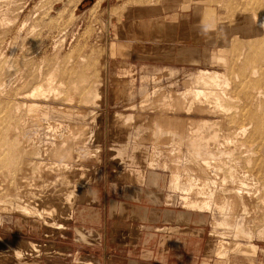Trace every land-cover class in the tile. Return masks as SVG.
<instances>
[{"label":"rangeland","instance_id":"1","mask_svg":"<svg viewBox=\"0 0 264 264\" xmlns=\"http://www.w3.org/2000/svg\"><path fill=\"white\" fill-rule=\"evenodd\" d=\"M248 2L249 0H0V104H2L0 114H4L3 121L0 119L2 122L0 153L3 149L0 155L6 158L8 164L11 161L10 164L16 166L10 167L13 178L18 169L27 167L24 166L26 164L30 166L28 163L48 162L41 156L42 147L54 143L44 125L48 122L58 123L63 129L62 132L71 123L86 126L89 131L87 145L91 146H88L90 152L93 151L90 154L91 158L87 154L89 159L85 158V161L81 159L80 163H77L79 160H74L72 163L74 164L71 168L73 171L71 174L74 176L72 184L62 181L60 185L58 184L56 193L52 194L49 189L41 193L40 198L43 202L40 201V204L38 201L37 204L39 207L45 205V208H40L41 210L48 209L47 205H54L52 217L48 218L45 215L47 218L40 216L39 219L38 216L26 219L20 212L22 198L9 193L1 198V202L9 199L5 200L8 204L4 201L3 205L10 207L12 204V207L9 208L10 211L0 210V264L24 262L41 264L43 258L54 261L70 252L78 255L79 263L96 264L95 258L88 259L84 255L101 253L108 245L110 249L116 247L117 243L136 244L146 237L155 238L152 234L156 231L150 229L152 227H158V232H173V228L165 227L170 226L169 222L187 221L190 217L192 219L189 221L205 220V253L209 258V264H264V251L260 249L250 256L233 253L228 260L219 259L214 251H210L209 244L217 240L213 236L224 238L223 241L232 247L236 242L233 238H244L239 236V231L244 233L242 231L246 230L245 225L243 228L237 227L238 229L229 228L225 223L228 212L221 214L215 208L211 212L202 213L185 208V201L182 200L185 184L171 182L168 145L161 144L155 147L151 141L143 139L152 132L148 123L157 115L156 110L149 106L154 97L164 94L165 100L170 102L173 98L171 96L177 94L176 92L185 91L187 82L192 81L196 84L199 70L225 71L219 64L220 61L215 63L217 68L214 64L210 65L212 52L220 54H217V57L227 56L225 63L228 61L231 66L228 67L227 74L232 80L228 79L233 83L236 82L233 81L234 75L241 70L244 72L242 64L231 59L235 58L232 57L234 55L232 51L237 56L236 52L245 48L244 52L249 54L251 46L246 44L258 47L259 50L262 48L260 44L264 37H261L260 41L254 39L257 36L254 35L257 25L248 27L251 30L254 27L252 30L254 33L249 29L254 35L251 42L250 32L248 41L243 39L242 43L241 37H237L238 32L232 34L227 30L237 27L248 12H259L257 14L260 16L264 13V0H259L260 3L257 5L259 7L256 8L258 11L253 10L255 6L247 7ZM255 40L259 42V46L254 45ZM226 41L230 42L228 46L230 50L226 51L229 50L231 53L224 52L227 47L223 43ZM236 41L238 44L233 46ZM231 45L232 48L235 47L233 50ZM241 45L244 46L241 48ZM257 53L259 58L256 59V66L264 68V56L259 55V51ZM51 75L55 82L52 83L53 86L48 84L52 82L51 79L48 80ZM59 84L62 87L65 84L63 91ZM38 85L42 88L44 86L45 91L49 89V85L53 89L60 88L56 91H61L57 92V95L53 93L55 97L52 93L50 95L47 93V99L40 98L42 99L40 101L37 98H29L30 101L25 94L31 95L30 92ZM200 86L198 85V88L203 89V85ZM73 91L76 92L77 102ZM73 95L75 98L71 104L70 97ZM17 103L20 107L24 104L44 106L42 109H45L41 110L44 113L39 115L42 125L41 122L39 125L33 124L30 118L26 123L29 117L27 114L24 115L26 111L23 113L26 109L24 106L21 107L22 112L16 109L19 107ZM142 103L148 104L149 107L141 108ZM5 105L7 108L10 107L6 110ZM12 112H20L19 116L24 119L18 116L19 123L16 120L17 114ZM10 113L14 115V119ZM122 114L134 117L129 128L115 122V116ZM24 116H27L26 119ZM9 121L12 122V126L15 123L13 127L22 126L20 127L22 130L17 128L21 130L20 133L16 131L20 135L24 134L21 137L24 138V144L27 143L28 151L25 150V145L15 149L17 147L14 143L15 138L20 135H17L15 127L13 131L15 137H12L13 140L10 138L8 133L10 134L13 128H10ZM27 124L29 125L25 127ZM35 136L38 137L34 138ZM255 136L258 137L249 143L254 148L256 157L248 168L245 165L246 160L243 159V166L245 165L255 182L264 187V130L258 131ZM7 140L14 145H9ZM127 143L125 156L119 155L120 149ZM12 145L15 148H12ZM29 145L32 147L31 150ZM21 148L24 149L22 153ZM16 150L18 156L22 154L19 156L21 159L16 155ZM29 153L32 156H27ZM153 154L158 156L157 164L153 167L149 165L150 162H143L140 158L141 155L142 157L147 155L150 161ZM10 156L14 158L11 160ZM16 161L18 163H13ZM19 163H22L21 166ZM78 164L83 166L80 167ZM142 173L144 177L139 181L137 175ZM150 173L157 174L156 185L149 184ZM69 184L75 189L78 187L83 190L81 195L77 196L71 212L66 211L62 191ZM62 187L64 188L60 189ZM167 197H170L169 201ZM44 200L49 204L44 203ZM258 200L260 203L262 198L259 197ZM243 207L242 210L245 211H242V214H246L247 208ZM258 214H256L258 218H255L257 220H253L254 224H250L251 229L245 233L250 234L254 231L258 234L264 227V223H261L263 215L260 217ZM213 217L218 222L221 221L219 226L224 229L211 236ZM240 221L241 224L245 223L246 217L240 216ZM161 227L165 228L160 229ZM225 232L227 235L219 234ZM253 244L264 249V242L260 240H254ZM18 247L25 252L26 258H15L14 251Z\"/></svg>","mask_w":264,"mask_h":264},{"label":"bare ground","instance_id":"2","mask_svg":"<svg viewBox=\"0 0 264 264\" xmlns=\"http://www.w3.org/2000/svg\"><path fill=\"white\" fill-rule=\"evenodd\" d=\"M259 3H260L259 0H249L247 7L255 6V9L253 10H257L256 8L259 7L257 6ZM246 4L244 5V7L246 6ZM248 13H246V15L243 16V18L241 16L242 19L238 17L242 21L241 22L238 21L240 22L239 25L237 27L235 26L234 28H230V30H227V32H232V34L234 32L235 33L238 32L239 36L237 37L239 38L241 37L240 39L241 41L243 39L245 40L249 38V34L251 32L254 33V31H252L254 27L252 28V30L248 27L257 25L258 28L256 26L255 28L256 30L254 33V35H257V36H255L254 39L258 41L259 39H261V37H264V15H263L264 13L261 16L257 14L259 12L254 13V11H252L251 13L249 14ZM249 29L251 30V32ZM253 33H251L252 35H250V40H249L250 42H251V38H253L252 36H254ZM258 36L260 38H258ZM262 39L264 41V38ZM228 41H226V43L222 42L223 44H226V47H227L225 48V51H224L225 53H231L229 52L230 49L228 48V46H230V42ZM257 41L254 45L258 44L259 46V42L257 43ZM263 41L260 44V46L262 45V48H259V50H258V47L255 48L253 47V45L246 44L244 42L246 45L248 46L250 45L251 47H253V48L250 47L251 49L249 48V54H246V51L244 52L245 48H242L244 45H241L242 50H240V52L236 48V50L239 52V54L238 52H236L237 56L235 55V52L232 51L234 53L232 57L234 56L235 58H231V59L233 60V62L235 61L237 63L240 62L242 64L243 71H244L242 72L241 70V71H238L239 73L236 72L238 74L234 75V80H233V81L236 80L235 83L230 81L232 79H230L227 74L228 67L230 66L228 64V61H227V64L225 63L227 56L221 55L217 57L218 53L216 54L214 53L216 51H214L212 52L213 56L210 55L211 60L209 63L210 65L214 64V67H215L216 66L215 63L217 64L216 61H220L219 64H221L224 67L223 68L225 70V71L223 70L224 72L213 71V69L212 70L201 69L198 71L196 84L192 83V81L187 82L185 84L186 86L185 91L180 92V93L176 92L177 94H174L173 96L170 95L171 97H173L171 98L170 102L165 100L164 94H159L158 96L154 97V100L152 101L151 104H149V106L153 107L154 110H156L157 115L153 118V120L151 119L152 120L151 123L150 121L148 123V127L152 129V132H150V135H147L145 138H143L145 140L151 141L155 147L161 144L168 145L167 155L170 160V169H171L170 171L172 172L171 174L172 182L178 183V184L183 182L186 186V188L183 189V197H182V200L185 201L184 202L185 208H188V210L199 212V213L211 212L214 210L213 208L218 210L219 213L221 214L228 212L225 223L229 228H233V229L234 228L238 229L237 222L240 221V216L244 215L247 220L243 224L246 227L245 228L246 230L242 231L244 232V234L245 232L251 229L250 224L251 223L254 224L253 220L255 218H258L256 217V214L261 213L263 215V217H261L262 215L260 214L261 215L260 216L258 214L261 218H263L262 221L260 220L261 223L262 224L264 223V187H261L260 185H258L257 182H255L254 178L249 174L248 170H246V168L244 167L245 165L247 168L250 167L252 165L254 158L256 157L254 148L249 142H252V140L256 137L255 135L258 131L264 130V68L259 67L260 65L258 67L256 66V63H257L256 59L259 58L257 51H259V55L261 54L262 56H264ZM237 42L238 41H236V43H234L233 46H235V44L237 45L238 44ZM234 48H232V45H231V49L233 50ZM226 49H229L228 52L226 51ZM221 65L219 67H221ZM235 76H237V79L235 78ZM51 77H49L48 80L49 81L52 80V82L50 83L47 82V83L52 85V83L54 82L53 75H51ZM61 82L63 84L62 80ZM40 85H38V87L35 86L34 87L35 89H33V91L30 92V94L31 93L32 94L29 96L28 95L26 96L25 94V97H28V99L37 98L38 100L41 101L42 99L40 98L47 99L48 97L47 93H49V95L51 93L52 94L54 93L55 95H57L61 91V90H59V92L56 91L60 88L57 87L58 89H56V87H54L55 89H53L51 85H49V89L45 91L44 86L42 88V87H39ZM198 85L199 86L203 85V89L202 88L199 89ZM60 86L63 91V87L65 86V84L63 85V87L62 85ZM75 93L73 91V94ZM154 93H156V89ZM61 94L63 95L62 92ZM240 94L241 95L244 94V95L241 96ZM58 96L60 97V95ZM58 96H56V98H58ZM74 98H75L74 95L70 97L71 104L72 102H74ZM9 100L8 102L10 103ZM76 102H77V95H76ZM82 102H83V99H82ZM13 104H16V103H13ZM1 105L2 104H0V106ZM18 105L19 104L17 103V106ZM24 105H21V107H23ZM149 106L148 104H143L141 108H148ZM21 107L19 105V107H17L16 109L21 110V112L23 111L22 110L23 108L26 109L23 111V113L25 111L27 112V113H24V115L27 114L29 116V117L26 116L27 119L24 116L26 119L25 121L26 123H28L27 122L28 118H30L33 124L35 125L40 124L41 121L39 120L41 119H39V115L44 113V112H41V110L45 109V108L42 109L44 106L42 107L37 104H29L28 106H24L22 109ZM5 108L6 110L8 109L7 105H5ZM66 110L69 111L68 109ZM12 113H14L15 115L17 114L16 115L17 118L15 117L16 120H18V118L21 116L19 114L20 112L18 113L12 112ZM5 114L7 113L5 112ZM182 114H185V116ZM0 115H2L0 119H2L1 121H3L4 114H0ZM45 115L43 114V116ZM192 115H196L197 117L194 118L192 117ZM20 118H23V117H20ZM13 119H14V115H13ZM133 119L134 117L129 116V115H124V114L115 116L116 123L121 124L123 127H128V128L132 124ZM8 120L10 119H7V121ZM22 122L23 120L21 119V123ZM11 123L12 122L9 121V124L11 126L9 127L13 129L12 131L10 130L11 131L10 134L8 132L7 133L8 135H10V138L12 139V137L14 136L13 131L15 127H16L15 131H16L18 130L17 129L18 127L20 128L22 126L19 124L20 126L13 127L15 123L13 126ZM6 125L8 126V124ZM28 125L29 124L25 125V127ZM41 125H42V122H41ZM44 125H46V128L48 129L47 131L50 132L49 134L54 142L53 144L51 143L47 144L44 148L42 147L43 155L41 156L46 158L48 162L38 163V162L33 161L32 163H28L30 164V166L27 164L26 165L23 164L24 166H27V167H24L23 169H21L20 167H19L20 169L17 168L18 170L16 169L17 172H16L15 177L13 178L12 176L13 173H12L11 168H13L14 165H11L12 163L10 160L9 161L11 164L10 163L8 164V162L6 161V158L0 155V175H1L0 176V210L7 211V209L9 210V208L12 207L11 206L12 204L10 205V207H8L5 203L4 204L6 206L3 205V202L6 199L5 200L2 199L3 201L1 202V198H3L4 195H7L9 193V194L16 195V197L18 196L19 198H22L23 205L20 202L22 207L21 205L19 206L21 208L20 212L24 215V218L26 217L27 219V217L32 218V217L39 216L38 218L40 219V216H43V218L44 217L47 218V216L48 218L50 216L52 217L53 212H54L53 209L55 208L54 205L52 204H50V206L47 205L48 209L46 208L45 210H41L40 208L41 207L45 208L44 207L45 205L39 207L38 206L39 204H37L38 201L39 202L41 201V198H40L42 196L41 193H44L43 191L46 189H49L52 194L54 192L56 193V191H58L57 189L58 184L60 182L64 181L68 184L71 181H73L74 176H72L71 174V172L73 173L71 168H73L72 165L74 164L72 163H74V160H79L77 161V163L78 162L80 163L81 159L84 160L85 158L89 157L91 153H93V151L90 152L91 149L89 147L91 146L87 145L89 141V131L86 126H82V125L80 126V125L71 123L67 125L66 128L64 129L65 131L62 132L61 131L62 127H60L58 123L53 124L51 122H48V124H44ZM23 127H24V124H23ZM20 129L22 130V128ZM18 131H16L17 135H20L19 134L20 131L19 133ZM37 133L38 132H36V134ZM14 134L16 135V133ZM22 135L24 134L22 133L20 136H17L15 138L14 143H15V146L17 145V147L16 148L13 147L14 145L13 143H11L13 144L11 147L17 149L19 146V149H20L22 145H25V150L28 151L29 149H27L28 148L27 143L24 144L25 141L23 140L24 138L21 137ZM37 137L35 136L34 138H37ZM10 138H9V142H10ZM145 140H142V141H145ZM26 141L28 142V140ZM11 144L9 143V145ZM31 146L29 147L30 150L32 148ZM11 147H8V148H11ZM22 150L24 149L21 148V153H22ZM16 151H17L16 152V155H17L18 150ZM100 151H97V152H100ZM1 152L3 153V149L1 150ZM11 152L13 153L14 150ZM31 152H33V150ZM21 153L19 156H22ZM87 154L89 156H87ZM23 155H25L24 152H23ZM29 155L31 154L29 153L27 156ZM19 156L18 158L21 159V157ZM93 156L94 155H92V157ZM7 157H9V155ZM12 157L10 156V159ZM157 157L158 156H156V154L152 155V159H151L152 161H150L152 162L151 163L152 167L155 164H157L156 163ZM89 158H91V156ZM96 158H97V155H96ZM15 159L17 160V158ZM243 159L246 160L244 166H243V162H244ZM13 163H18V162L16 161ZM77 163L75 162V164ZM21 164L19 163V166H21ZM83 173L81 174L82 176H83ZM72 183L73 182H71V184ZM71 184H69L67 188H64V187L60 188V189L64 188V190L62 191H64L65 197H63L64 198L63 200L65 202L66 211L67 210L73 211L75 207L76 199L79 197V194L81 195V191H83L81 188L76 187L77 185L76 186L74 185L76 189L73 188ZM47 193H50V192H47ZM57 194L59 195V193ZM259 197L262 198V201L260 203L258 200ZM46 198H49V197L46 196ZM47 201L44 200V203L46 202L49 204V202ZM50 202H53V201H50ZM242 207L244 209L247 208L246 214L245 213L242 214V211H245V210H242ZM67 219H69V217ZM211 223L213 226L220 225V222H218L214 217L212 218ZM261 223H259V225ZM46 224H48V222ZM240 233L241 231H239V236L241 238L244 237ZM253 239H254V236L251 235L249 237L247 236L245 240L252 241ZM24 255H25V252L21 249V247L20 248L18 247L17 249H15L14 251L15 258H18V259L26 258V256L24 257Z\"/></svg>","mask_w":264,"mask_h":264},{"label":"crops","instance_id":"3","mask_svg":"<svg viewBox=\"0 0 264 264\" xmlns=\"http://www.w3.org/2000/svg\"><path fill=\"white\" fill-rule=\"evenodd\" d=\"M147 136V135H145ZM128 143L122 146L119 151V155L125 156L127 151ZM137 148V145H136ZM143 155V154H142ZM141 159L143 162H150L148 157L145 155ZM152 162L149 163V165ZM152 167V164L150 165ZM144 173L137 175V179L142 181ZM172 178V177H171ZM158 182V177L156 173H150L149 184L156 185ZM172 182V179H171ZM170 197H167L169 201ZM157 214V213H156ZM196 217V216H195ZM187 221H171L168 224L170 226H165L168 228H173V232H158V227H152L150 229H155L156 233L152 234L155 238L146 237L145 239H140L136 244L117 243L116 247L110 248L109 245L104 247L101 253H87L84 257L88 259L95 258L96 264H209V258L206 257V241L205 235V220L196 221V219ZM212 220V219H211ZM217 220V219H216ZM218 221V220H217ZM221 222V221H219ZM157 225V223L155 222ZM165 224V223H163ZM244 224V223H243ZM241 221L237 222V227H244ZM212 225V223H211ZM213 226V225H212ZM165 227H161L163 229ZM223 227H214L211 232V236L216 235L217 232ZM228 229V228H226ZM162 231V230H161ZM233 231V230H232ZM216 232V233H215ZM220 235H227L225 233H219ZM245 238L234 239L236 241L232 247L229 246L228 242L223 241L224 238L216 237L217 240H213L209 244L210 251H214L215 254L219 256V259L228 260L231 254H241L250 256L257 252V249L264 251L259 245L253 244L254 240H260L264 242V227L259 230L256 234L254 231L252 233H241ZM254 236L252 241L245 240L247 236ZM222 239V240H221ZM227 239V238H225ZM245 241L246 243H243ZM242 250V251H241ZM77 254H72L71 252L64 257H58L57 259H41V264H86L77 261ZM23 264H38L37 262H24Z\"/></svg>","mask_w":264,"mask_h":264}]
</instances>
